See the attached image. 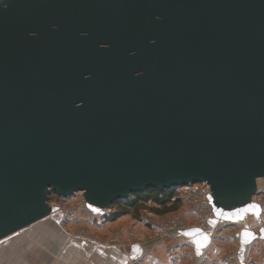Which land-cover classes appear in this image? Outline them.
<instances>
[{
  "label": "water",
  "instance_id": "obj_1",
  "mask_svg": "<svg viewBox=\"0 0 264 264\" xmlns=\"http://www.w3.org/2000/svg\"><path fill=\"white\" fill-rule=\"evenodd\" d=\"M262 180L264 0H0V243L52 195L206 183L240 223Z\"/></svg>",
  "mask_w": 264,
  "mask_h": 264
},
{
  "label": "crops",
  "instance_id": "obj_2",
  "mask_svg": "<svg viewBox=\"0 0 264 264\" xmlns=\"http://www.w3.org/2000/svg\"><path fill=\"white\" fill-rule=\"evenodd\" d=\"M109 213L112 210L100 212L87 207L88 217L92 218L87 223L92 231V239L88 240L70 236L61 225L63 220H55L49 232L50 223L44 224L47 219L38 229L46 238L51 234L44 240L41 253L28 249L14 255L24 244L23 236L35 225L0 243V264H264V231L236 235L232 229V233L225 230L219 236L217 228L222 221H213L206 229L175 227L165 232L167 224L188 226L201 219L191 205L183 202L177 211L165 215L142 211L138 219L127 215L105 222ZM196 230L201 233L193 234ZM204 236L209 238L206 242Z\"/></svg>",
  "mask_w": 264,
  "mask_h": 264
},
{
  "label": "built area",
  "instance_id": "obj_3",
  "mask_svg": "<svg viewBox=\"0 0 264 264\" xmlns=\"http://www.w3.org/2000/svg\"><path fill=\"white\" fill-rule=\"evenodd\" d=\"M264 182V180H262ZM177 198L181 200V202H185L191 205L194 208V211L200 214L201 219L200 223L186 225V226H175V223L167 224L164 227V231H171L173 228L178 227V230H195V229H206L210 222L215 220V215L213 213L212 205H211V190L210 187L206 183L179 188L176 189ZM253 202L256 204L259 209V215H249L246 222L240 223H231V222H221V225L217 228V234L221 233L219 236L223 234L225 230H230L232 233V229L235 230L237 235L243 232H258L264 231V186L263 188L259 187V192L256 196L253 197ZM52 206V205H51ZM57 212L60 211V207L52 206ZM245 221V220H244ZM216 232V231H215Z\"/></svg>",
  "mask_w": 264,
  "mask_h": 264
},
{
  "label": "rangeland",
  "instance_id": "obj_4",
  "mask_svg": "<svg viewBox=\"0 0 264 264\" xmlns=\"http://www.w3.org/2000/svg\"><path fill=\"white\" fill-rule=\"evenodd\" d=\"M264 182L259 183V187L263 188ZM49 203L52 206H58L60 207V211L56 212L55 216L52 217L53 219H49L48 222H45L44 224H49L50 223V229L49 232L53 231L54 228V221L57 219L62 222L63 220V227L67 229V233L70 236H73L74 238H80V239H92V231L88 228V222L92 219L91 217H88L87 214V205L83 199L82 194H76L72 198L69 199H63L59 198L55 195H52L50 197ZM185 203V202H183ZM187 204V203H185ZM147 208H151L152 204H148L146 206ZM119 210V208H117ZM145 211H148L145 210ZM149 212V211H148ZM111 214V213H109ZM102 222L104 219H101ZM100 220V221H101ZM200 221V220H199ZM197 223H191L192 224H197ZM43 228V225L41 226L40 224H37L34 228L30 229L22 238L23 240V245L19 247L18 250H15L14 255L18 256L19 251H26V250H31L34 253H41L43 248H44V240H48L50 238L51 234H47V238L44 235V233H39L38 229ZM95 238V237H94ZM108 239V238H107ZM17 245V244H16ZM12 255V253H9V256ZM39 257H41V254H38Z\"/></svg>",
  "mask_w": 264,
  "mask_h": 264
},
{
  "label": "trees",
  "instance_id": "obj_5",
  "mask_svg": "<svg viewBox=\"0 0 264 264\" xmlns=\"http://www.w3.org/2000/svg\"><path fill=\"white\" fill-rule=\"evenodd\" d=\"M148 204H152V207L147 208ZM180 206L181 200L177 198L175 190L164 192L151 191L141 195H134L128 200L116 203L111 208L112 213L105 216L104 219L105 222H113L127 215H132L138 219L141 212L147 209L156 215H165L177 211Z\"/></svg>",
  "mask_w": 264,
  "mask_h": 264
}]
</instances>
